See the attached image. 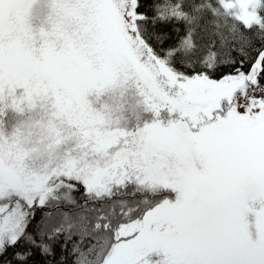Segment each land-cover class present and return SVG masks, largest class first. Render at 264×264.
<instances>
[{
	"label": "snow or ice",
	"instance_id": "obj_1",
	"mask_svg": "<svg viewBox=\"0 0 264 264\" xmlns=\"http://www.w3.org/2000/svg\"><path fill=\"white\" fill-rule=\"evenodd\" d=\"M0 264H264V0H0Z\"/></svg>",
	"mask_w": 264,
	"mask_h": 264
},
{
	"label": "trees",
	"instance_id": "obj_2",
	"mask_svg": "<svg viewBox=\"0 0 264 264\" xmlns=\"http://www.w3.org/2000/svg\"><path fill=\"white\" fill-rule=\"evenodd\" d=\"M37 219H39V213H37ZM34 223H35V221H33V224ZM31 230H32V226L30 225L29 226V231H31ZM12 251H13V249H11V248L8 249V255L9 256L11 255Z\"/></svg>",
	"mask_w": 264,
	"mask_h": 264
}]
</instances>
